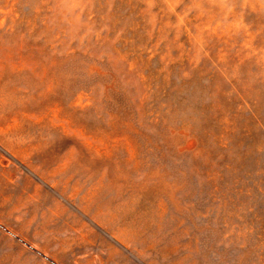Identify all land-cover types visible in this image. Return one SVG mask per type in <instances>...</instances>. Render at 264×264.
Returning <instances> with one entry per match:
<instances>
[{"label": "rangeland", "instance_id": "rangeland-1", "mask_svg": "<svg viewBox=\"0 0 264 264\" xmlns=\"http://www.w3.org/2000/svg\"><path fill=\"white\" fill-rule=\"evenodd\" d=\"M0 264H264V0H0Z\"/></svg>", "mask_w": 264, "mask_h": 264}]
</instances>
